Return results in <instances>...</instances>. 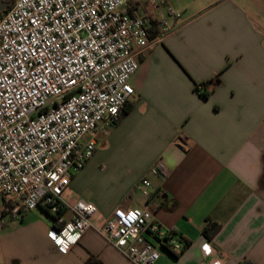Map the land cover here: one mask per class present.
Here are the masks:
<instances>
[{"label": "crops", "instance_id": "crops-1", "mask_svg": "<svg viewBox=\"0 0 264 264\" xmlns=\"http://www.w3.org/2000/svg\"><path fill=\"white\" fill-rule=\"evenodd\" d=\"M166 2L182 20L138 57L128 113L98 135L64 194L93 202L94 227L63 252L41 208L7 216L0 264H133L98 232L118 208H150L164 233L190 241L183 253L158 245L156 264H264V11L252 0ZM166 18L176 22L166 8L155 12L158 24ZM158 191L163 206L151 199Z\"/></svg>", "mask_w": 264, "mask_h": 264}, {"label": "built area", "instance_id": "built-area-1", "mask_svg": "<svg viewBox=\"0 0 264 264\" xmlns=\"http://www.w3.org/2000/svg\"><path fill=\"white\" fill-rule=\"evenodd\" d=\"M134 0H13L0 17V194L2 215L18 220L48 205L60 217L50 236L68 252L94 227L97 207L64 194L73 172L93 157L100 133L120 121L136 92L138 57L173 33L183 14L166 0L144 9ZM167 9L153 37L155 12ZM198 93L203 91L199 86ZM160 168L152 174H160ZM151 182L141 181L147 191ZM166 198L158 191L153 198ZM1 227V225H0ZM100 235L133 264H156L164 233L150 208L116 209Z\"/></svg>", "mask_w": 264, "mask_h": 264}, {"label": "trees", "instance_id": "trees-1", "mask_svg": "<svg viewBox=\"0 0 264 264\" xmlns=\"http://www.w3.org/2000/svg\"><path fill=\"white\" fill-rule=\"evenodd\" d=\"M2 1H6V2H8V4L11 6V3H12V1L13 0H0V4L2 3ZM9 6V7H10ZM5 11H3L2 13H0V17L2 16V14L4 13ZM158 23H154L153 25H152V28L150 29V35H151V37H153L154 35H155V33L157 32V30H158ZM202 88H203V91L202 92H200L199 94L202 96V97H204V98H207L208 97V93H207V85H202ZM197 90V92H198V89H196ZM128 111H129V109L126 107L124 110H123V112H122V115H121V118H122V116L123 115H126L127 113H128ZM121 118H120V120H121ZM119 123V122H118ZM166 199L167 198H164V199H162L161 200V206H163L164 205V203H165V201H166ZM39 208H41L48 216H49V218L53 221V229H55V230H57L59 227H58V225H57V221L58 220H60V217H62V216H64L65 215V213H66V210L65 209H60L59 211H58V213H57V215H53L51 212H50V210H49V206L48 205H41ZM167 234V238H165L164 240H163V242H166L169 238H171V237H175L182 245H183V247H182V250H181V252L183 253L189 246H190V241L189 240H187V239H185V238H183L182 236H180V235H178L177 234V232H175V231H173V232H168V233H166ZM161 246H162V248L163 249H165L166 251H168V252H172V250H171V248L170 247H168L166 244H164V243H162L161 244ZM178 257V255H176V258Z\"/></svg>", "mask_w": 264, "mask_h": 264}, {"label": "rangeland", "instance_id": "rangeland-1", "mask_svg": "<svg viewBox=\"0 0 264 264\" xmlns=\"http://www.w3.org/2000/svg\"><path fill=\"white\" fill-rule=\"evenodd\" d=\"M252 1L257 3L261 7L262 12L264 11V0H252ZM4 207H5V204H3V199L0 194V225L1 224L3 225L4 221L7 219V215H2Z\"/></svg>", "mask_w": 264, "mask_h": 264}, {"label": "water", "instance_id": "water-1", "mask_svg": "<svg viewBox=\"0 0 264 264\" xmlns=\"http://www.w3.org/2000/svg\"><path fill=\"white\" fill-rule=\"evenodd\" d=\"M8 8H9L8 2L2 1V3L0 4V13L6 11Z\"/></svg>", "mask_w": 264, "mask_h": 264}, {"label": "snow or ice", "instance_id": "snow-or-ice-1", "mask_svg": "<svg viewBox=\"0 0 264 264\" xmlns=\"http://www.w3.org/2000/svg\"><path fill=\"white\" fill-rule=\"evenodd\" d=\"M207 248V246H205Z\"/></svg>", "mask_w": 264, "mask_h": 264}, {"label": "flooded vegetation", "instance_id": "flooded-vegetation-1", "mask_svg": "<svg viewBox=\"0 0 264 264\" xmlns=\"http://www.w3.org/2000/svg\"><path fill=\"white\" fill-rule=\"evenodd\" d=\"M10 6V5H9Z\"/></svg>", "mask_w": 264, "mask_h": 264}]
</instances>
